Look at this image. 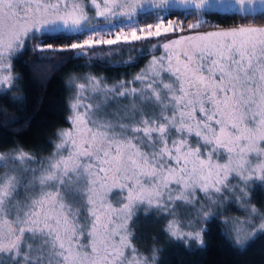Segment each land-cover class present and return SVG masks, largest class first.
Listing matches in <instances>:
<instances>
[{
  "label": "snow or ice",
  "instance_id": "snow-or-ice-1",
  "mask_svg": "<svg viewBox=\"0 0 264 264\" xmlns=\"http://www.w3.org/2000/svg\"><path fill=\"white\" fill-rule=\"evenodd\" d=\"M179 3L199 9L207 0ZM145 4L175 6L169 0H0V96L17 86L10 61L33 38L87 35L61 48L34 49L73 56L129 40H167L164 55H153L131 80L109 85L105 77L85 75L82 83L73 77L71 127L57 133L50 156L18 147L0 152V264H156L162 249L146 255L133 243L140 213L157 221L172 217L162 231L186 247L194 241L203 248L208 229L183 231L181 215L194 229L235 208L245 219L221 223L232 224L238 246L264 234V211L253 203L264 192V25L171 39L167 34L183 27L172 20L165 25L160 11V22L139 27ZM256 12L264 19V0L250 10ZM114 20L115 27L102 31L115 38L102 39L98 29ZM145 54L120 63L132 66ZM89 99L94 103L82 102ZM239 225L252 229L243 243Z\"/></svg>",
  "mask_w": 264,
  "mask_h": 264
},
{
  "label": "trees",
  "instance_id": "trees-1",
  "mask_svg": "<svg viewBox=\"0 0 264 264\" xmlns=\"http://www.w3.org/2000/svg\"><path fill=\"white\" fill-rule=\"evenodd\" d=\"M158 11L162 12L151 9L137 14L139 25L152 24L157 19ZM163 13L166 19L176 21L182 25L185 32L190 33L231 28L242 24H264V19L257 18L259 12L172 8ZM245 17L247 19H244ZM198 20L207 23L197 29H188L189 24ZM118 23L119 21H114L112 25L102 24L98 29L101 31V38L114 39V34L104 35L102 29L113 28ZM116 30L119 31V28ZM124 31L129 33L130 30L124 28ZM87 38V35H53L45 37L43 43L40 39L33 38L27 42L22 52L12 58V72L19 79L17 86L8 95L0 96V152L18 147L37 157L50 156L55 150V144L59 142L57 133L71 125L66 122V117L71 114L69 103L73 101L75 91L68 87V82L76 77V82L82 83L79 78L89 74L105 77L109 85L120 80H131L148 58L162 49L160 47L159 50L153 51L152 41L156 40L157 44L164 42L162 38H154L136 42L129 40L126 44L120 42L117 45H100L94 54L90 52L87 56L79 53L73 56L72 53L65 52L34 51L49 44L53 48H61ZM137 43L141 45V49L137 48ZM142 49L147 54L138 63L132 66H123L120 63L136 57ZM13 96H19L20 99L13 100ZM90 101L94 103L93 100ZM5 120L9 121L6 127L2 126ZM253 203L264 211V192L258 190ZM240 216L245 219L242 212L230 208L219 220L197 224L192 230L201 227L208 229L203 235L204 247L198 248L194 241H188L189 247H186L184 242L169 240L162 229L172 217L157 221L154 217L145 218L144 214L140 213V219L133 225V231L139 239H134L133 243L146 255L153 248L162 249L157 253L159 259L156 264H264V234H257L241 247L236 243L232 224L221 223L225 219L235 221ZM178 219L182 221V228L189 229L185 226L186 218L183 215Z\"/></svg>",
  "mask_w": 264,
  "mask_h": 264
},
{
  "label": "rangeland",
  "instance_id": "rangeland-1",
  "mask_svg": "<svg viewBox=\"0 0 264 264\" xmlns=\"http://www.w3.org/2000/svg\"><path fill=\"white\" fill-rule=\"evenodd\" d=\"M169 3L170 4H172V5H175L174 7H171V8H168V9H172V8H183V9H195V10H202V9H215V10H224V11H227V10H237V11H241V12H250V10L251 9H253V8H259L260 7V0H252V2L250 3L249 2V0H245V2L243 3V4H241L240 2H239V0H207V3L205 4V6L203 7V8H199V9H197L193 4H191V3H188V4H181V3H179V0H169ZM151 9H156V8H153L151 5H149V4H145L144 5V7L142 8V9H138V13L137 14H139V13H142V12H145V11H147V10H151ZM87 12H88V15L90 16V17H92V16H94L95 15V10L94 9H89V8H86L85 9ZM157 10H159V9H157ZM167 10V9H166ZM162 12H161V19H163V22H164V24L165 25H167V23H168V21L169 20H172V19H166L165 17H164V11L165 10H161ZM96 19H98V20H100V21H103V19L104 18H96ZM114 21H118V20H114ZM113 21V22H114ZM173 21V20H172ZM158 22H160L159 21V19L157 18L153 23H152V25H155L156 23H158ZM193 23H195V21L193 22ZM262 25H264V24H262ZM147 26V25H146ZM146 26H140L139 25V27H146ZM231 28H233V27H231ZM231 28H221V29H211V30H206V31H200V32H192V33H190V32H188V31H177L176 33H169V34H167L168 35V37L169 38H171V39H177V38H179V36L180 35H195V34H197V33H204V32H208V31H216V30H224V29H231ZM153 30H154V28H153ZM129 36H130V31H129ZM137 35H142V33H140V32H137ZM150 39H154V38H150ZM163 39V38H162ZM160 40H161V38H160ZM142 41V40H141ZM156 40H153L152 41V45L153 44H157V42H155ZM167 42V40L166 39H164V42H162L160 45H161V50H160V52H156V53H153L149 58H148V60L144 63V65L142 66V68L148 63V61L150 60V59H152V56L153 55H155V56H157V57H159V56H162V55H164V49H163V47H162V45H163V43H166ZM152 45H151V47H152ZM137 48H139V49H141L142 47H141V45L139 44V43H137ZM153 50V49H152ZM74 100V99H73ZM83 103H93V102H91L90 101V99L89 100H85V101H82ZM70 115H72V113L70 114ZM70 127H71V125H70ZM69 127V128H70ZM2 171H3V169H2ZM236 220H244V218L243 217H238V218H236L235 219V221ZM239 227H241L242 229H243V231H242V233L240 234V239H241V242H244V239H245V237H247L248 236V234L251 232V227L250 226H248V225H239ZM182 228V227H181ZM182 230L183 231H192V229H184V228H182ZM234 231V230H233ZM234 233H235V231H234ZM235 236H236V239H237V234L235 233L234 234Z\"/></svg>",
  "mask_w": 264,
  "mask_h": 264
}]
</instances>
